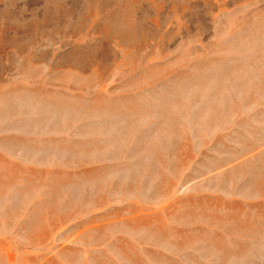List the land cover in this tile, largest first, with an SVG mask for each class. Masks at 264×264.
<instances>
[{"label":"rangeland","instance_id":"1","mask_svg":"<svg viewBox=\"0 0 264 264\" xmlns=\"http://www.w3.org/2000/svg\"><path fill=\"white\" fill-rule=\"evenodd\" d=\"M0 264H264V0H0Z\"/></svg>","mask_w":264,"mask_h":264}]
</instances>
